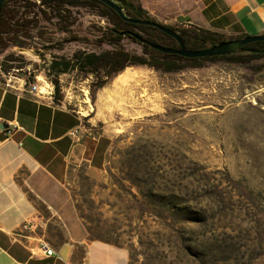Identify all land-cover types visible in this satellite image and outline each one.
Returning a JSON list of instances; mask_svg holds the SVG:
<instances>
[{
  "label": "rangeland",
  "instance_id": "374dc122",
  "mask_svg": "<svg viewBox=\"0 0 264 264\" xmlns=\"http://www.w3.org/2000/svg\"><path fill=\"white\" fill-rule=\"evenodd\" d=\"M42 7L50 20L39 16L37 30L19 35L24 46L0 47V75L11 71L42 91L57 82L56 99L107 119L105 168H79L71 179L89 237L126 248L129 264H264V57L172 71L127 66L106 78L102 68H80L75 55L108 48L107 20L71 6L65 33ZM123 45L142 52L129 39Z\"/></svg>",
  "mask_w": 264,
  "mask_h": 264
},
{
  "label": "crops",
  "instance_id": "0c3cea01",
  "mask_svg": "<svg viewBox=\"0 0 264 264\" xmlns=\"http://www.w3.org/2000/svg\"><path fill=\"white\" fill-rule=\"evenodd\" d=\"M134 1L168 27L232 39L264 34V0ZM48 90L7 85L0 75V264H129L126 248L89 237L72 193L76 170L106 166L107 119L71 109ZM42 242L52 256L38 249Z\"/></svg>",
  "mask_w": 264,
  "mask_h": 264
},
{
  "label": "trees",
  "instance_id": "16d2710c",
  "mask_svg": "<svg viewBox=\"0 0 264 264\" xmlns=\"http://www.w3.org/2000/svg\"><path fill=\"white\" fill-rule=\"evenodd\" d=\"M115 2L121 7L127 18L148 20L165 26L152 19L146 10L134 0H116ZM40 4L41 7H37V11H34L33 8L37 5L35 2L29 0L3 1L0 8V47L6 46L8 42L14 45L24 46V43L18 40V36L21 34L28 35L29 32L37 30L40 17L50 20L46 16V9H42V6L50 9L51 13L54 12L58 29L65 33L70 32V30L68 29L69 23L63 16V13L69 12L68 7L82 6L96 11L107 20L108 25L102 31L101 41L106 43L108 48L101 53L80 52L75 55V59L80 65V68H88L90 71H97L99 68H102L106 78L118 74L127 66L145 65L155 69L172 71L182 69L185 62L196 63L201 60H213L242 53L264 57V41L248 43L242 46L236 53L220 56L186 58L177 54L164 53L152 48L149 42L158 43L166 47H178L175 39L162 32L156 26L129 22L101 0H40ZM168 28L176 31L183 39L186 48L191 50L203 49L232 39L220 33L198 27ZM129 32L139 34L140 39L130 35ZM124 39H129L139 44L142 52L136 53L127 50L123 45ZM56 65H60L59 70L61 72H66L69 68L68 62H52L51 64L52 67ZM105 83L106 80H103L100 86L105 85ZM54 88V95L56 97L60 92L57 82L54 83ZM185 213L189 216L195 214L189 207H185ZM193 216L196 217H189V219L195 218V220H198L197 215Z\"/></svg>",
  "mask_w": 264,
  "mask_h": 264
},
{
  "label": "water",
  "instance_id": "95a60500",
  "mask_svg": "<svg viewBox=\"0 0 264 264\" xmlns=\"http://www.w3.org/2000/svg\"><path fill=\"white\" fill-rule=\"evenodd\" d=\"M5 0H0V8L1 5ZM104 3L108 4L111 8H113L121 17L127 19L129 22L132 23H138V24H148L152 26L158 27L162 32L165 34L169 35L178 44V47H166L164 45L158 44V43H152L149 42V45L157 49L161 52L164 53H171V54H177L182 57L186 58H196V57H211V56H220V55H228L232 53H236L240 50V48L248 43L255 42V41H264V34H257V35H246L241 38H235V39H230V40H225L222 41L218 44L203 48V49H196V50H191L186 48L183 39L181 36L174 31L171 28L165 27L158 25L152 21L148 20H137V19H132V18H127L121 7L113 0H101ZM130 35L134 36L137 39H140L139 34L135 32H129ZM145 42V40H143Z\"/></svg>",
  "mask_w": 264,
  "mask_h": 264
},
{
  "label": "built area",
  "instance_id": "2783aa9c",
  "mask_svg": "<svg viewBox=\"0 0 264 264\" xmlns=\"http://www.w3.org/2000/svg\"><path fill=\"white\" fill-rule=\"evenodd\" d=\"M13 70L18 71V69H13ZM3 77L7 85H12L16 82V80H19L23 82L24 86L28 85L30 92L45 94V92L38 87L36 81H32L27 78L16 76L11 71H8L7 73L3 74ZM53 94H54V87L52 86V90L49 92V95H53ZM23 228H27V225H23ZM38 249L46 256H52L55 253L54 250L46 242H42L38 247Z\"/></svg>",
  "mask_w": 264,
  "mask_h": 264
},
{
  "label": "bare ground",
  "instance_id": "6f19581e",
  "mask_svg": "<svg viewBox=\"0 0 264 264\" xmlns=\"http://www.w3.org/2000/svg\"><path fill=\"white\" fill-rule=\"evenodd\" d=\"M44 91V90H43Z\"/></svg>",
  "mask_w": 264,
  "mask_h": 264
}]
</instances>
